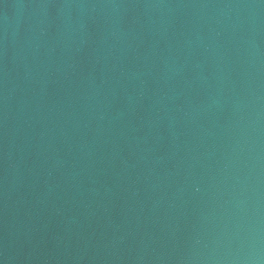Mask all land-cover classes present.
Returning <instances> with one entry per match:
<instances>
[{"label": "water", "instance_id": "water-1", "mask_svg": "<svg viewBox=\"0 0 264 264\" xmlns=\"http://www.w3.org/2000/svg\"><path fill=\"white\" fill-rule=\"evenodd\" d=\"M0 264H264V0H0Z\"/></svg>", "mask_w": 264, "mask_h": 264}]
</instances>
